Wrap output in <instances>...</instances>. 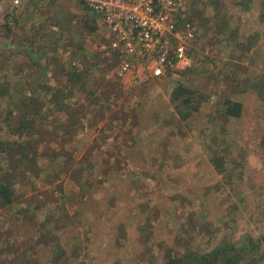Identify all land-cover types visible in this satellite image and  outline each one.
I'll list each match as a JSON object with an SVG mask.
<instances>
[{
  "label": "rangeland",
  "instance_id": "obj_1",
  "mask_svg": "<svg viewBox=\"0 0 264 264\" xmlns=\"http://www.w3.org/2000/svg\"><path fill=\"white\" fill-rule=\"evenodd\" d=\"M222 1L229 41L210 46L218 22L201 37L195 18L191 68L160 79L120 74L121 57L107 59V29L81 0H23L36 40L23 51L8 41L20 4L1 2L12 16L0 21V174L12 170L21 142L38 162L8 179L14 206L0 209V264H51L53 239L64 249L61 264H164L167 256L227 243L245 247L241 264H264L261 0L246 10L241 0ZM194 7L201 18L214 13ZM136 76L145 83H133ZM78 80L84 88L77 97L92 112L66 130L75 131L68 148L60 149L63 113L60 122L36 120L29 137L15 131L22 115L35 118L34 101L44 113L58 105L69 112L76 100L69 85ZM178 85L192 88L200 104L186 119L187 108L171 97ZM227 99L242 104L240 118H223Z\"/></svg>",
  "mask_w": 264,
  "mask_h": 264
},
{
  "label": "built area",
  "instance_id": "obj_2",
  "mask_svg": "<svg viewBox=\"0 0 264 264\" xmlns=\"http://www.w3.org/2000/svg\"><path fill=\"white\" fill-rule=\"evenodd\" d=\"M81 1L107 29L110 50L122 59L120 74L141 71L160 79L191 68L188 43L194 29L184 0ZM132 81L145 83L140 76Z\"/></svg>",
  "mask_w": 264,
  "mask_h": 264
},
{
  "label": "trees",
  "instance_id": "obj_3",
  "mask_svg": "<svg viewBox=\"0 0 264 264\" xmlns=\"http://www.w3.org/2000/svg\"><path fill=\"white\" fill-rule=\"evenodd\" d=\"M241 1L243 4L246 3V5H242L243 9L246 10L250 8V6L252 5L251 2L253 0H241ZM188 2L191 4L190 7L188 5V9H187L188 10L187 13L189 15L188 21L189 22H192V20L195 21L194 20L195 18L198 20L199 23L197 24V26L202 28L201 37H204L207 33H209L207 29V25L209 23L216 21L215 24H217L218 22L217 31L215 30V32L211 33L212 38L209 42L210 46L217 45L223 39L225 42L229 41V36H225L223 32L226 29L225 27H227V25H226V21L223 20V17H222L223 15L221 14V10L225 8L226 6L222 0H189ZM197 3L200 4L202 7L212 6V10H214L213 11L214 13L212 15H209L208 17H206L202 13L203 18H201L200 16H201L202 8L196 9L194 7ZM260 4H261L260 16L264 20V0H261ZM9 16L10 14L5 15V17H9ZM95 17L97 16L95 15ZM103 27L105 26L103 25ZM221 29L222 30L224 29V30L221 31ZM235 32L233 31L230 35L233 36ZM220 35L222 37H220ZM216 36H218V39H216ZM234 38L235 37L232 38L233 41H234ZM106 54L108 56L107 59L111 60L116 53L108 49ZM75 72L76 71L74 69L73 72L69 73V76L72 77L71 81L74 78L78 77ZM69 86L71 87L72 92H75L76 94V100L73 103L72 109L69 112L64 113L65 108L68 105H58L54 109H52V107L49 106L45 110V113H46L45 114L43 111V104L34 101V110L36 114L32 116L35 117L36 119L35 118L30 119L27 115H22L19 121L16 122L15 131L18 134H20L21 132H27L25 135L30 136L32 132L37 129L36 128L37 122H40V121L43 122L47 120L48 118H50V116H52L53 118H57V120H59L60 122V116H61V113H63L64 115L62 119L64 122L63 124L60 125L61 126L60 130L62 132H60V135H59L60 140H61L60 149L63 150L65 146L67 147L71 145L69 143L71 139L72 140L74 139L73 135L75 134V131L74 133H71L66 130L68 128H71L72 126L74 127L80 126V125L82 126L84 121L86 122L89 121L88 116L92 112V110L91 108L88 109V106L90 105L89 101H84L82 103V101L77 97V94L83 91L84 85L80 83V81L78 80L76 82H72ZM181 86L182 85L177 86V88L173 91L171 97H172L173 102L178 103V106L181 105L187 108V111H182L183 119H186L193 112L198 111L200 104L193 103L194 100H196L195 98L196 92L193 91L192 88H183ZM250 88L253 89L254 86L251 85ZM260 88L261 87L257 86L256 89L258 91L260 90V97L264 98V91H262ZM112 93H116L115 87L113 88ZM91 96H92V93L89 92L88 97H91ZM50 112L52 113L51 115H49ZM241 113H242L241 103L234 101L232 99H227L226 101H224L223 111H222L223 118L238 119L241 117ZM36 120L38 121L36 122ZM58 125L59 123H56L55 126H58ZM29 147L30 146H25V144L21 142L20 145L16 148V151L14 154L19 159L12 160L11 163L9 164L11 165L12 170L10 171V173H4L3 175L0 174V209H7L9 207L14 206V191L10 188L8 179L9 178L14 179L15 176H17L18 174L21 175V173L27 174L28 172L32 170V164L36 166L38 162L36 156L32 157L30 155V153L32 152ZM24 160H25V164L27 163L28 165L22 168L21 166H19V162L24 163ZM19 170L21 173L20 172L16 173ZM24 212H25V209L20 208L16 212V215H20V214L23 215ZM258 243H260V241L251 244V246L256 248ZM50 244L51 245L48 247L50 248L51 254H52L50 263L51 264H61L62 263L61 260L63 259L66 260V258L63 257L64 249H62L60 243L58 241H54V239L53 241H51ZM244 250H245V247L243 246H240V245L236 246L234 243H227V244L215 247L213 250H211L208 253L198 254L196 252L191 251V252H186L181 255L180 253H178V254L173 255L172 257L167 256V259L164 264H241L244 261V258L246 257ZM16 260H17V263L20 262L18 259ZM251 260L252 258L250 259V261L246 263L254 264L255 261L253 260L251 261Z\"/></svg>",
  "mask_w": 264,
  "mask_h": 264
},
{
  "label": "crops",
  "instance_id": "obj_4",
  "mask_svg": "<svg viewBox=\"0 0 264 264\" xmlns=\"http://www.w3.org/2000/svg\"><path fill=\"white\" fill-rule=\"evenodd\" d=\"M2 1L0 0V21L3 22L4 19L6 18L5 15H8V14H6V11H5V3L4 4L1 3ZM26 1L27 0H24V2ZM18 2L20 6L17 5L16 11H15L17 13L16 14V18H17L16 27H13V29L11 30L10 32L11 37L8 39V41L12 42L13 48H17V49H20V51L21 50L23 51L27 47V45L26 46L24 45V42L28 41L30 43H34L36 40L34 39L32 34H29L30 31H28V27L25 24L26 18L30 17L29 13H31V9L26 7L27 5L23 2V0H20ZM38 6H40V4H38ZM34 12H37L36 6L34 7ZM38 20H39V17L38 18L34 17L33 21L29 23L32 25H35L36 24L35 22H38ZM27 22H28V19H27ZM15 56H18V55H15Z\"/></svg>",
  "mask_w": 264,
  "mask_h": 264
}]
</instances>
